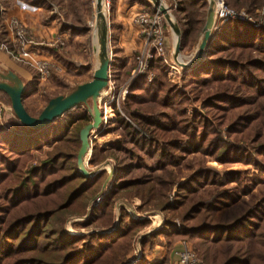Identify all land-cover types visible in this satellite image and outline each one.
<instances>
[{
	"label": "trees",
	"instance_id": "1",
	"mask_svg": "<svg viewBox=\"0 0 264 264\" xmlns=\"http://www.w3.org/2000/svg\"><path fill=\"white\" fill-rule=\"evenodd\" d=\"M225 1L250 15L264 8V0ZM175 2L183 52L204 26L208 3ZM128 3L148 7L143 0ZM3 27L0 14V44L7 43ZM116 41L112 37L110 74L117 80ZM50 50L61 59L59 50ZM155 65L158 78L131 81L123 114L102 128L101 136L112 133L119 140L105 148L90 145L89 165L115 162L107 192L90 211L108 171L93 178L78 172L79 132L91 116L85 109L70 114L83 105L40 131L15 117L0 127V264H127L134 239L149 226L124 207L117 209L132 199L140 202L138 212L157 211L164 218L141 240L134 264H167V258L150 263L145 256L160 236L168 247L179 239L191 242L204 264H264V25L225 22L209 40L205 59L184 71L181 86L166 81L165 64ZM35 92V83L26 87L25 108ZM0 101L10 106L2 92ZM192 104L202 110L187 114ZM44 149L46 160L22 174L32 154ZM189 157L250 168L221 174ZM71 217H78L74 234L65 229Z\"/></svg>",
	"mask_w": 264,
	"mask_h": 264
},
{
	"label": "rangeland",
	"instance_id": "2",
	"mask_svg": "<svg viewBox=\"0 0 264 264\" xmlns=\"http://www.w3.org/2000/svg\"><path fill=\"white\" fill-rule=\"evenodd\" d=\"M40 1L45 2L46 6L49 5V7L51 9H47L46 7L37 8V9L32 8L31 9L32 12L30 11L31 13L26 11V13H27V15L25 16L26 20L28 18L34 19L35 17L36 18L38 17L39 18L38 19L39 21H37L38 25L45 26L46 25L45 20H47V18L50 16V11L51 12L54 11L53 16H55V18L57 17V19H59V21H60L61 17L64 18V20H67L65 17V13L68 12L69 14H72L71 16L73 18V24H75L74 22L81 23L82 24L81 26H83V29H81L77 35H74L73 38L71 40H69V43H68V44H71V42H73V44L75 45V49L73 50V54H75L77 57L76 64H78V67L74 71L67 72L66 74L64 72L63 74H59V75H50V77L48 78V80H46V82L43 84L42 87H40L39 89L36 88V92H35V95L33 97H31V98L29 96L26 97V102H25V106L27 108L26 110L31 116H34V115L38 116L40 114V112L43 110V108L46 106L47 102L49 101V98L52 99L58 95H63V94L68 93V91H70V90L67 91V89H66L67 86L72 90L80 84L89 82L92 79L93 72H94V70L98 64L97 55H96V52L98 49V44H97L98 32H97L96 24L94 27H92V23L94 21V16L96 14L95 0H40ZM143 1L146 2L148 7H146L145 5L139 4V3H134V4H136V6L139 10L138 12L143 11V12H147V13H154L155 9H154L153 5L150 3V1L149 0H143ZM161 1H162L163 6H165L167 9L170 10L172 20L178 25V22H177L176 17H175V11L177 9V4H176L175 0H161ZM206 1L208 3V0H206ZM222 1L227 8H229L235 12H238V13H241V12L245 13L248 16L252 17L254 22L257 23V26L252 24L253 26L260 27V26L264 25V8L257 10L255 15H250L245 9H240V10L232 9L228 6V4L226 3L225 0H222ZM125 2H126V4H129L128 0H125ZM58 3H61V5L63 6L62 10H60L59 8H56L54 6V5L57 6ZM67 3H68V6H67ZM3 4L0 2V10H2V8L5 9V7L7 6V4L5 2ZM52 4H54V5H52ZM106 7H107V8H105L106 14H104V15L106 18V22L109 24L110 48H111V50H113L112 37L117 38V35H118V33H116L112 29V19H113L114 10H115V0H108ZM32 13H34V14H32ZM30 14H32V15H30ZM32 16H35V17H32ZM1 18L3 21L4 16L1 15ZM231 20L235 21L233 19H231ZM231 20H229V21H231ZM227 21L228 20H226V21H221L218 19L216 20V18L214 16V22H213V25L211 28L210 39L218 34L221 25H223ZM22 23L26 26V28L29 25H31V24L26 23L25 20ZM242 23H244V22H242ZM249 24H251V23H249ZM178 27H179V25H178ZM202 28H203V26H202ZM3 30H5L4 27H3ZM164 31L166 32L165 34L167 37V53L171 54L170 59L172 61V63H169V66H167L168 70L166 71L165 79L168 83H170L172 85L181 86L182 85L181 77H182L185 70L178 67L173 62V59H172V53H173V48H174V44H175V38H174L175 34L172 32V30L166 24V22L164 25ZM201 31H202V29L200 30L195 42L191 41L190 44L188 45L187 49L183 52L181 51V56L183 58H189L192 55L193 51L197 47V43H198L200 36H201ZM6 41H7V43L0 44V47L2 46L6 53H10V54H8L9 55L8 57L10 59H13V60L15 59L14 61L17 64L21 63L20 60L22 59V57L18 56L15 53L14 44L7 39H6ZM66 46H67V43L64 42L63 48H66ZM58 49H61V48H58ZM137 54H138V50L135 52L134 57ZM1 58H3L2 55H0V59ZM112 59H113V57H112ZM133 66L135 67V64ZM134 67H133V69H134ZM171 67H172V69H171ZM1 71H4V70L0 66V72ZM186 71H190V70H186ZM152 73H153V80L151 82H153L160 75L155 64H153V66H152ZM116 76L118 77L117 80L111 77V79L114 82L115 91L118 92L119 90L127 89V94L125 97V99H126L128 96V86H129V83L131 82L130 81L131 72L129 73L127 71H122L120 74H118ZM140 77H144V76H140ZM50 79H52V80H50ZM147 82L151 83L149 81H147ZM107 94L109 95V93H107ZM110 97L111 96L109 95V99H110ZM101 98H102V100H101ZM0 102L3 105L8 106L4 102H2V101H0ZM105 102H106V99H103V95H102V97L100 95L98 106H99V109L102 113V116L105 115L107 119L110 118V121H115L117 114H121V115L123 114L122 110H121V106H122L123 102H121V104L119 106L116 105L115 100H113V101L110 100L109 102L107 101L106 103H109V104H105ZM83 109L86 110V107L82 106L78 109H75L70 115L71 116H78L81 112H83ZM194 110L201 111L202 105L192 104V105L186 106V113L187 114L192 113ZM67 116H69V115H67ZM34 117H36V116H34ZM103 126L104 125L102 123V125L99 127L98 130H94L90 133V143L98 140L99 143L102 144L101 145L102 147H100V148H105L107 146V144L113 143V142H116L119 140V137L113 135L112 133H108L106 135L101 136L100 134H101ZM46 152H47V149H44L40 153H33L31 160L27 162L24 169L22 170V174H24L26 176L30 169L38 167L44 160H46ZM189 158L191 160L195 161L196 163L202 162L205 167L214 169L221 174L225 170H246V169L250 168L249 166H246L244 164L222 165V164L214 161L213 159H211L209 157H204V158L189 157ZM114 163H115L114 160L109 158V159H106L100 165L106 164L105 169L108 171L111 167L114 169ZM85 165H86V168L88 171H95L100 166V165L95 166V167L91 166L88 164V161H86V159H85ZM262 177L264 179V175ZM172 192H173L172 194H174L175 189ZM136 202L138 204L139 201L137 199H132L128 202L123 201L120 203L126 205V207H129V209L136 215H142V214H146V213L147 214L160 213L157 211L138 212L137 208L139 207L140 202H139V205L137 207H135L134 203H136ZM122 206L123 205H120V207H117V209H120ZM118 211L119 210H116L115 220L117 218ZM160 214H162V213H160ZM139 218L140 217H138V219ZM77 219H78V217H71V218L67 219V221L65 223V229L67 232H69L71 234L76 233V230H77L76 229V223L73 221H75ZM79 219L82 220V218H79ZM146 220L149 221V226L143 232H141L139 235L148 231L153 226L154 227L156 226L154 223H152V222H155V220L154 221L152 219L151 220L146 219ZM163 220H164V218H163ZM176 224H177V227L179 228L177 221H176ZM79 232L86 233L87 231L81 229V230H79ZM136 241H137V239H134L132 249L128 255V258L129 259L131 258V260L127 264H131L132 262H133L132 264H134L137 260H139L138 259L139 253H138V250L136 248ZM180 242H185V243L189 244L190 247L195 251L191 242H189L187 240H182V239L177 240L171 246L168 247L167 243H166V239L163 236H160L157 239V241H155L154 246L159 245L160 247L164 248L165 254L162 257V260L167 258V264H175V259H174L172 252H173L174 247ZM154 246H152V248L146 250L145 256H146V253L148 251H151L152 249H154L153 248ZM195 253H196V251H195ZM202 264H204V263L202 262Z\"/></svg>",
	"mask_w": 264,
	"mask_h": 264
},
{
	"label": "water",
	"instance_id": "3",
	"mask_svg": "<svg viewBox=\"0 0 264 264\" xmlns=\"http://www.w3.org/2000/svg\"><path fill=\"white\" fill-rule=\"evenodd\" d=\"M149 1L153 5L155 12L159 13L163 17L166 24L175 34L176 42L174 44L172 53L173 62L183 70H191L194 66L205 59L207 46L210 40L209 31L214 19L215 1L208 0L207 13L204 26L201 31V36L197 43L196 54L189 61L179 60V58L182 57L180 50V29L178 25L172 20L170 10L163 6L161 0ZM103 2L104 0H95L96 17L97 19L101 20L97 29L98 49L96 55L98 64L93 72L92 79L89 82L76 86L66 94L58 95L50 99L43 110L40 112V114L34 117L27 112L23 104L22 98L26 91V85L24 84V82L12 71L0 72V92L4 93L8 97L10 101V108L15 118L22 125L33 131H40L47 128L55 120L61 118L64 114L73 110L77 106L83 105L86 107L87 112L91 116V123L83 127L79 132L80 148L76 157L78 172L85 178H93L101 170L105 169L106 166V164H103L100 165L95 171H88L85 165V157L88 154L91 145L90 133L94 130H98L102 125V113L99 109L98 103L102 91L108 85L113 57V52L110 48L109 24L106 22L105 18H101L100 14L101 5ZM89 102H91V104H89ZM113 175L114 169L111 167L108 170V176L102 184L100 191L96 194L94 199L89 202V211L92 206L97 205L101 201L103 195L108 190ZM121 205H123L122 207H124L133 218H138L134 216L135 214L129 209V207H126V205L124 204ZM161 217V223H159L155 227L153 226L151 229L144 232L137 238L136 248L139 253L138 259L141 256V240L147 235H150L159 229V227L164 222L163 215H161Z\"/></svg>",
	"mask_w": 264,
	"mask_h": 264
},
{
	"label": "crops",
	"instance_id": "4",
	"mask_svg": "<svg viewBox=\"0 0 264 264\" xmlns=\"http://www.w3.org/2000/svg\"><path fill=\"white\" fill-rule=\"evenodd\" d=\"M29 1V2H28ZM30 1L33 0H0L3 4L4 2L7 6L2 8L4 10V32H5V39L11 41L12 40V31L10 28L11 19L17 18L21 22L26 21V23L31 24L27 25L28 31L31 34L32 42L25 45L22 50V59L20 60L21 63L17 64L13 59H10L8 54L0 47V55L3 58L0 59V66L3 68L4 71H12L14 72L28 87L30 84L35 83L36 88L39 89L43 86L45 82H40L38 80V73L36 70L37 62L41 60H51L58 66L59 70L55 71L54 75L65 74L67 72L74 71L78 64H76V55L73 54V50L75 49V45L73 42L69 43V40L73 38L74 35H77L83 26L81 23L74 22L72 14L68 12L65 13V17L67 20L61 17L60 21L53 16L54 11H50V16L45 20L46 25H38L39 21L38 17L34 19L28 18L26 20L25 16L27 15L26 11L31 13L32 8H44L51 9L48 6H32L30 5ZM34 2L40 3L42 1L36 0ZM4 5V4H3ZM11 5V6H10ZM54 5V4H52ZM10 6V7H9ZM56 8L62 10L63 6L61 3H58L57 6L54 5ZM68 6V3H67ZM1 11V10H0ZM31 11V12H30ZM138 8L136 4H126L125 0H115V10L112 19V29L118 33L117 41H116V49L117 57L119 59V71H127L131 72L134 65V54L137 50L141 47V41L138 38V30L137 27L133 24V18L135 14L138 12ZM28 13V14H29ZM56 13V12H55ZM1 14V12H0ZM34 14V13H32ZM30 14V15H32ZM61 40L63 43H67L66 48L55 49L59 50V55H61V59L57 58L50 48H52L50 43L54 42L55 40ZM44 43V45H43ZM56 52V51H55ZM82 57V56H81ZM5 58V59H4ZM23 62V63H22ZM80 67V66H79ZM82 67V66H81ZM52 80V79H50ZM35 95L32 94L29 97H33ZM26 102V100H25ZM14 115L10 106H6L2 116H0V127L6 129L9 125V121L14 119ZM99 147H102L98 140L95 141ZM135 207L139 205L134 203ZM151 251L146 253V259L150 263H156L162 260V257L165 254V250L163 247L159 245H155ZM131 260L128 258L127 263ZM133 263V262H132ZM131 263V264H132Z\"/></svg>",
	"mask_w": 264,
	"mask_h": 264
},
{
	"label": "built area",
	"instance_id": "5",
	"mask_svg": "<svg viewBox=\"0 0 264 264\" xmlns=\"http://www.w3.org/2000/svg\"><path fill=\"white\" fill-rule=\"evenodd\" d=\"M36 1V0H33ZM106 3L108 0H104ZM215 1V11L214 16L216 20L226 21V20H235L244 23H251L257 26V23L254 22L253 18L248 16L245 13H238L229 8H227L222 0ZM1 15L4 16V10L2 9ZM133 24L137 27L138 38L141 41V47L138 50V54L134 57L135 67L131 71L130 81L136 79L137 77L144 76L145 79L149 82L153 80L152 66L156 61L164 63L166 66H169V63H172L170 59V53H167V37L166 32L164 31V19L157 13H147V12H137L133 18ZM10 28L12 31V40L14 44L15 53L18 56L22 55V50L28 43L32 42L31 34L28 31V28L17 18L11 19ZM44 45V43H43ZM52 48L58 49L63 48V42L59 39L50 43ZM172 69V67H171ZM36 70L38 73V80L40 82H46L53 71H58L59 68L51 60H41L36 64ZM111 96L109 99V95ZM127 94V89L115 91L114 82L109 76V81L107 87L102 91L101 97L108 101H116V105L119 106L121 102L125 100ZM102 100V98H101ZM105 104H109L106 103ZM5 105L0 102V116H2ZM113 122L110 121V118L107 119L106 116H102L103 127L107 123ZM162 214H142L134 215L135 217H140L142 219H152L155 220V225H158L162 221ZM136 219V218H135ZM138 219V218H137ZM173 256L175 259V264H202L201 260L198 258L195 251L190 247L189 244L185 242L178 243L173 249Z\"/></svg>",
	"mask_w": 264,
	"mask_h": 264
},
{
	"label": "bare ground",
	"instance_id": "6",
	"mask_svg": "<svg viewBox=\"0 0 264 264\" xmlns=\"http://www.w3.org/2000/svg\"><path fill=\"white\" fill-rule=\"evenodd\" d=\"M106 4L107 3L104 1L102 3V5H101V11H100L101 18H105V15L104 14H106V9H105V8H107L106 7ZM105 20H106V18H105ZM100 22H101V20L100 19H97L96 14H95L94 21L92 23V27H94L95 24H96V28L98 29V25L100 24ZM213 22H214V19H213ZM213 22H212V25H213ZM211 28H212V26H211ZM211 28H210V31H209V35L211 34ZM174 38H175V42H176V37L174 36ZM196 50H197V48L193 51L192 55L189 58H183V57H181V58H179V60H183V61H189V60H191V58H193V56H195Z\"/></svg>",
	"mask_w": 264,
	"mask_h": 264
}]
</instances>
